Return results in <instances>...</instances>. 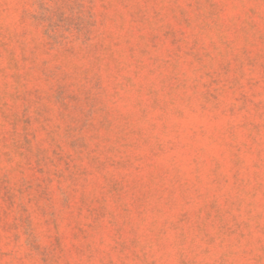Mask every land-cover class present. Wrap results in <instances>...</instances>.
Wrapping results in <instances>:
<instances>
[{
	"label": "rangeland",
	"instance_id": "374dc122",
	"mask_svg": "<svg viewBox=\"0 0 264 264\" xmlns=\"http://www.w3.org/2000/svg\"><path fill=\"white\" fill-rule=\"evenodd\" d=\"M0 264H264V0H0Z\"/></svg>",
	"mask_w": 264,
	"mask_h": 264
}]
</instances>
